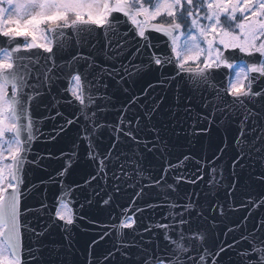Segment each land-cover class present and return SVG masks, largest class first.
Returning <instances> with one entry per match:
<instances>
[{"label":"snow or ice","instance_id":"1","mask_svg":"<svg viewBox=\"0 0 264 264\" xmlns=\"http://www.w3.org/2000/svg\"><path fill=\"white\" fill-rule=\"evenodd\" d=\"M129 23L132 27L122 30ZM93 40L91 48L104 63L79 52L57 61L72 43ZM132 46L135 51L125 62L121 58ZM146 54L147 63H133ZM169 67L174 75L163 72ZM153 68L161 74L157 84L128 96L116 121L109 122L110 82L127 93L128 84ZM62 80L70 85L64 91L78 102L76 111L68 118L57 109L48 118H64L57 134L77 125L73 148L86 144L85 163L92 169L85 185L96 182L95 195L105 191L108 196L105 205L113 199L109 188L120 193L127 186L136 189L135 198L150 197L145 208L106 226L112 230L111 248L94 254L107 232L89 243L87 264H264V215L253 216L255 210L264 213V194L253 198L245 191L239 203L248 209L243 229L235 234L237 222L226 240L213 238L217 218L227 215L226 205L234 206L228 200L235 201L240 191L237 168L249 173L245 189L264 188V0H0V264H67L72 229L84 219L65 212L71 190L62 179L51 178L61 187L55 212L46 200L36 208L22 207L26 157L40 132L31 108ZM170 84L174 97L150 94ZM213 127L224 135L210 158L175 153L172 138L183 134L191 142ZM104 132L108 143L101 150L97 141ZM229 151L233 156L226 178L216 162ZM76 155L73 151L58 177L67 174ZM200 181L209 194L225 187V202L180 193L182 184ZM146 209L154 214L147 223L138 222L137 213ZM30 213L35 225L27 218ZM53 229L62 233L64 244L51 239ZM25 233H30L27 247Z\"/></svg>","mask_w":264,"mask_h":264},{"label":"water","instance_id":"2","mask_svg":"<svg viewBox=\"0 0 264 264\" xmlns=\"http://www.w3.org/2000/svg\"><path fill=\"white\" fill-rule=\"evenodd\" d=\"M114 15L120 16L121 19H126L122 17L121 14ZM130 27L132 26L129 23L124 25L122 30L127 31V29ZM131 35L132 33H129V36ZM150 35L153 37L160 36L161 39H164L161 34L155 32H151ZM22 39L23 38H21V40ZM137 39L139 38L137 37ZM91 43H95V40L83 43L81 46H76L74 43H72V45L62 54L57 55V61L62 62L69 60L73 55H76L77 52H79L84 56H95L98 61L104 63L105 61H103V58L97 56L95 50L91 48ZM153 43H156V41L153 40ZM97 47H99V45H97ZM160 47L162 48L163 45L161 44ZM159 50V48L156 49V51ZM133 51H135L134 46L130 47L129 51L121 59L126 62ZM43 55L49 54L43 53ZM142 61L143 63H147V54L143 57L138 56L135 60H133V63H141ZM79 67L81 70H83L84 63L81 62ZM163 72L165 74L170 73L174 75V72L171 71V67L163 69ZM160 78L161 74L160 72L156 71L155 68L150 71L146 70L140 73L135 78L133 83L127 85L129 88V92L127 93L123 92L122 89L116 86H112V82H110L108 93L112 96L111 106H114V108L110 106V110L106 113V119L109 122H115L118 115V110L126 102V98L128 96L140 95L150 83L156 85ZM219 79L220 78L218 77L216 81L217 84H219ZM174 83L175 82H172V84ZM179 86L183 89L184 83L181 82ZM68 87H70V85L67 81H60L57 87L52 89L51 95L45 96L38 106L34 104L31 108V114L33 118L40 121V132L36 134V138L31 142L30 150L26 157V163L24 167V182L22 185L25 192V197L22 200V207L27 206L36 208L41 204L42 201L46 200L49 208L55 212L57 209L53 208L52 206L55 204L56 198L61 194V187L59 184L53 183L51 178L62 179L64 186L71 190L70 196L64 200V203H66L68 206H73L76 210L82 208H89L90 210L92 208V214L98 218L101 216V211L105 209L108 225L116 224L122 219V214L125 212V209L123 208L124 206L121 205L122 191L120 193H115L114 191H111L110 188L106 189L108 195H111L113 199L108 205H105L103 200L108 198V196L105 195V191H100V195L97 196L95 195V191H99V188L95 187L96 182H93L92 185L87 186L84 183L85 180L88 179V174L92 171V169L87 163H85L86 144L81 143L78 148H73V141L76 140L77 137V125H70L65 129L64 132L57 134L56 128L58 125L64 123V118H48L50 115L55 116L57 109L63 112L68 118H73V113L76 111L75 105H77L78 102L73 100L70 92L66 93L64 91V89ZM150 94L157 98L166 95L169 97H174L175 89L171 86V84L164 91H161L160 87L157 86L150 90ZM53 97H55V100H53ZM69 100H73V103H67ZM57 101L58 103H56ZM53 104L56 106L53 107ZM134 107L135 106H133V108ZM108 135L109 134L107 132H104L102 134V141H97L101 150L108 143ZM223 135L224 133L218 132L217 129L213 127L212 131L209 132L207 136H201L198 139L189 142L184 138L183 134H181L179 138H172V144L175 145V153L177 155L180 153H189L197 158L201 156H207L210 158L212 150L214 149L220 137ZM53 136H55V139H52ZM229 142H231V138H229ZM73 151H76L77 155L72 158V165L69 168L67 174L64 177H58L57 173L61 170L62 166L67 163L69 156H71ZM232 156L233 153L229 151L228 154L223 157L222 161L216 162L218 165V170H223V174L226 178L229 177L231 173L230 164ZM33 159H35L36 163H27V161H31ZM148 160L154 164L156 163L155 160H152L150 154ZM193 163L194 162H190L188 164L189 172L194 171ZM236 171L240 180V191L236 193L235 201L231 199L228 200V204H232L234 206L228 208L226 205L227 215L225 217H218L215 224V236L213 238H219L221 241L227 239L225 234L229 228L235 227L237 222H240V228L237 229L235 233L236 235H238L239 231L244 227V221L242 218L237 216L240 215L243 217L248 212V209L239 207L240 200L245 191H247L253 198H257L264 194V188L258 185L245 189V185L249 183V173L246 170L242 171L240 168H237ZM208 179L209 177L206 175L205 180ZM226 183L227 181H225V185ZM77 184H79L80 187H76ZM207 187L208 186L204 181H200L197 185L182 184L180 186V193H196L199 195L201 200L208 199L218 201L220 203L225 202V187H218L211 194L208 193ZM149 199L150 197L147 195L142 199L137 198L136 208H145ZM88 200H91L90 204L88 203ZM81 204H83L82 208L80 207ZM155 211L158 212L159 210L157 209ZM257 213H259V215H264V213L259 212V210H255L253 212V216L257 215ZM152 214H154L153 210L146 209L143 212L137 213L136 218L138 222L142 220L144 223H147L149 216ZM27 218L32 221L33 225L37 223V220L34 218V214H28ZM40 219L46 220L48 217L45 216L41 217ZM58 223L63 222L58 221ZM252 223L253 221L250 219L247 222V226L251 228ZM105 225L106 221L104 220V226ZM84 226L85 225H83V227ZM105 231L108 233V235L105 236L103 241H99V243L95 246L94 254H98L103 252L105 249L112 247V230L111 228L107 227ZM29 236L30 233H25V247H27L30 242ZM51 239L56 243H65L62 239V233L59 231V229H53ZM93 239L99 240L96 236H92L89 239L84 236L82 232L76 233L74 240L72 234V250L66 256L67 264H87L88 245Z\"/></svg>","mask_w":264,"mask_h":264},{"label":"flooded vegetation","instance_id":"3","mask_svg":"<svg viewBox=\"0 0 264 264\" xmlns=\"http://www.w3.org/2000/svg\"><path fill=\"white\" fill-rule=\"evenodd\" d=\"M136 189L129 188L127 186H122V194H121V205L124 206L125 212L122 214V219L124 218L125 213L131 215L132 212L136 211V205H137V198L134 197V192ZM136 199V204L133 206L131 204V201L133 199ZM130 210V211H129ZM69 215L73 216V212L69 211ZM136 218V217H135ZM137 219V218H136ZM123 231H130V230H123Z\"/></svg>","mask_w":264,"mask_h":264},{"label":"bare ground","instance_id":"4","mask_svg":"<svg viewBox=\"0 0 264 264\" xmlns=\"http://www.w3.org/2000/svg\"><path fill=\"white\" fill-rule=\"evenodd\" d=\"M91 227L96 229V230H99V225H98L97 221H94V223L91 224Z\"/></svg>","mask_w":264,"mask_h":264}]
</instances>
